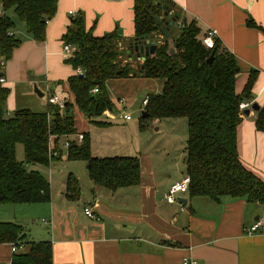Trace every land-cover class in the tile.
I'll use <instances>...</instances> for the list:
<instances>
[{
	"label": "crops",
	"instance_id": "crops-1",
	"mask_svg": "<svg viewBox=\"0 0 264 264\" xmlns=\"http://www.w3.org/2000/svg\"><path fill=\"white\" fill-rule=\"evenodd\" d=\"M135 1L59 0L57 14L47 24L46 40L37 43L26 31L23 43L6 64L3 86L11 90L7 106L12 107L14 88L21 86L23 89L25 84H34L43 95L35 92L40 99L45 97L44 93L48 95L47 111L36 113H47L49 96L62 93L66 104L70 103L80 111L68 85V79L78 72L66 64L71 56L64 54L63 36L71 19L83 15L86 30L95 37L117 32L123 39L119 43L120 49L126 52L128 43L136 38ZM171 1L182 19L196 21L203 33L213 31L223 47L235 56L240 68L236 81L238 95L243 94L251 73L257 74L252 99L248 101L263 107L264 0ZM249 19L257 28L247 26ZM178 23L174 27L180 28ZM174 27L170 28L171 37L176 35ZM156 37L164 40L162 34ZM125 59L133 67L143 63ZM45 63L47 83L41 91L37 88L38 78L28 74L27 70L43 73ZM134 84L155 88L154 92H146L143 99L147 95H160L163 90L162 81L143 76L108 81V94L115 105V113H105L103 117L113 123L110 128L118 121H131L124 119L126 106L120 101L124 100L126 104V98L120 94ZM17 109L13 106L14 112ZM242 119L237 133L240 161L264 182V133L256 128L255 111L243 114ZM184 155V169L165 173V177L155 171L152 162L146 165L147 173L141 165L142 179L138 186L111 192L91 180L90 194L83 195L80 186L78 200L69 198L66 187V192L59 197L51 196L49 203L2 204L3 210L7 213H42L39 224L27 216L14 223L23 227L29 241L52 243L53 264H184L186 260L197 264H264V227L253 235L244 233V229L251 228L258 219L264 220L263 205L230 197L214 202L206 197L190 198L189 194L179 195L173 204L166 201L171 185L187 177L186 151ZM86 208H90L99 220L88 218ZM13 255L10 244L0 245V264H11Z\"/></svg>",
	"mask_w": 264,
	"mask_h": 264
},
{
	"label": "trees",
	"instance_id": "trees-1",
	"mask_svg": "<svg viewBox=\"0 0 264 264\" xmlns=\"http://www.w3.org/2000/svg\"><path fill=\"white\" fill-rule=\"evenodd\" d=\"M58 3L59 0H0V57L6 64L23 43L15 35V18L25 25L35 42L42 43L46 40L48 22L57 14ZM134 12L135 39L144 41L153 36V41H158L156 35L161 34L164 23L157 25L154 17L165 19V23L181 21L179 34L172 38L176 54L169 55V40L164 39L150 59L133 67L126 62L127 55L123 58L126 52L120 49L123 39L117 32L95 37L86 30L83 15H78L71 19L63 36L64 44L75 49L66 64L82 72L68 79L78 109L93 125L109 128L113 123L92 121L105 113H115L108 81L140 76L162 81V93L150 95L145 108L147 117L142 115V120L186 119L189 197H206L214 202L230 197L264 206V182L243 166L237 145L238 128L243 121L240 105L252 99L257 74L251 73L243 94L238 95L236 81L240 68L235 56L217 38L213 49L206 47L203 39L209 32L203 33L196 21L182 19L173 1L136 0ZM247 26L257 28L252 19ZM94 89L99 92L93 94ZM10 94L11 90L0 83V204L49 203L52 196L49 180L39 171L29 170L28 165L48 167L60 138L77 134L72 104L67 103L64 109L50 105L47 113L19 109L8 116ZM255 125L264 133V106L256 111ZM84 137L80 144L71 142L67 158L86 162L96 186L115 192L141 183L138 158L93 157L90 136ZM18 144L24 147L25 163L17 160ZM66 187L69 198L78 200L81 189L72 174ZM1 244L23 249L13 255L11 264H53L52 243L29 241L18 224L0 222Z\"/></svg>",
	"mask_w": 264,
	"mask_h": 264
},
{
	"label": "rangeland",
	"instance_id": "rangeland-1",
	"mask_svg": "<svg viewBox=\"0 0 264 264\" xmlns=\"http://www.w3.org/2000/svg\"><path fill=\"white\" fill-rule=\"evenodd\" d=\"M15 20L17 23L16 36L24 41L26 27L18 19L15 18ZM174 29L176 35L172 36L173 39L179 34L178 27L176 26ZM46 69L47 65L45 63L43 73L35 74L34 69L27 70L28 74L30 73L31 76L38 78L40 84H37V88L41 91L43 90V85L45 86V83H47ZM23 87V89L21 86L18 89L16 88V90L15 88L13 89L10 102L12 107L7 106L8 116L15 114L13 106H17V110L29 109L35 112H46L48 108L47 93H44L45 97L40 99L35 93L34 84H25ZM154 90L155 88L152 90L151 88L138 87L134 84L125 93H121L120 95L126 98V109L124 111L126 114H130L133 119L130 122L118 121V125L116 124L113 128L109 127L110 129L99 128L93 125L82 112L78 111L77 108H73L74 105H72L73 109L71 112L76 122V130L85 131H77L75 136L60 138L57 150L54 151L58 153V156L53 157L54 160L48 167L28 165V169L39 171L49 180L52 196L59 197L61 193L66 192V183L70 174L79 180L82 194L89 195L92 182L89 176L88 164L82 161H69L67 158L68 150L66 149L68 140L71 142L76 141L77 135L89 134L93 157L113 158L133 156L140 160L145 173H147L146 165L152 162L153 168L161 174V177H165V173L171 171L181 172L184 169V151H186L188 141L187 121L186 119H171L165 122H158L157 120L143 121L142 99L146 95V92H154ZM112 94L115 93L112 92ZM114 98L116 99L115 96ZM105 120L104 117L92 119V121ZM143 126L145 128H142ZM16 155L19 162L25 163L26 156L22 144L17 145ZM3 208L5 206L1 204L0 222L14 223L22 217L27 216L38 224L41 223L42 213H7Z\"/></svg>",
	"mask_w": 264,
	"mask_h": 264
},
{
	"label": "built area",
	"instance_id": "built-area-1",
	"mask_svg": "<svg viewBox=\"0 0 264 264\" xmlns=\"http://www.w3.org/2000/svg\"><path fill=\"white\" fill-rule=\"evenodd\" d=\"M71 15L73 13H70ZM1 9H0V17H1ZM178 26L181 27V22L178 23ZM10 36H13V34H11ZM216 34L213 31H209L207 37H205L203 39V43L206 45V47H208L209 49H213L215 46V37ZM75 49L69 45H64V54L66 56H72L74 53ZM144 63V61H141ZM6 67V63L3 59L0 60V74H3V71ZM80 74L82 73L81 70L78 71ZM6 82L4 77L0 78V83L3 85ZM99 91L98 89H94L93 90V94H97ZM149 100H150V95H147L143 100H142V108L144 109L143 111H145V108L147 107V105L149 104ZM123 101V102H122ZM120 101L121 104L124 106V100ZM48 103L49 105L58 107L59 109H64L65 104H66V99H65V94H54L49 96L48 98ZM254 101H245L243 103H241L240 105V112L242 114L245 113V111L249 110L250 112H252L253 107H254ZM124 119L126 121H130L132 120V116L130 114H125L124 115ZM84 134H79L77 135V143L80 144L84 141ZM71 146V141H67L66 143V149L69 150ZM58 153L57 152H53L51 154V157H57ZM191 183V179L190 177H186L184 178L182 181L176 182L173 185H171L167 195H166V201L170 204H173L175 202H177V198L179 195H187L189 193V185ZM182 209H183V205H181ZM85 215L92 219V220H99V218L93 213V211L90 208H86L85 209ZM264 227V220L259 219L251 228H245L244 229V233H246L247 235H253L255 233H257L260 229H262ZM22 248H18L16 245L11 244V250L12 253L15 254L17 252H19ZM184 264H197L196 262H188L187 260L184 262Z\"/></svg>",
	"mask_w": 264,
	"mask_h": 264
},
{
	"label": "water",
	"instance_id": "water-1",
	"mask_svg": "<svg viewBox=\"0 0 264 264\" xmlns=\"http://www.w3.org/2000/svg\"><path fill=\"white\" fill-rule=\"evenodd\" d=\"M154 20L157 25H161L160 27V33L162 34V37L164 39L169 40V55L174 56L176 54V47L174 44V40L171 37L170 33V28L175 26V21H171L169 23H165V19H160L159 17H154ZM153 37H149L147 40H139V39H134V42L129 44V46L126 49V54L128 57V61L132 62L135 60H141V61H146L147 59H150L151 56H153L157 50V46L161 43V40L158 41H153ZM35 92L39 96H43L37 89H35ZM260 109V107L257 104H254L253 110L256 112ZM245 115H249L250 111L247 110L244 113ZM143 116L147 117L146 112H143ZM259 220V219H258Z\"/></svg>",
	"mask_w": 264,
	"mask_h": 264
}]
</instances>
